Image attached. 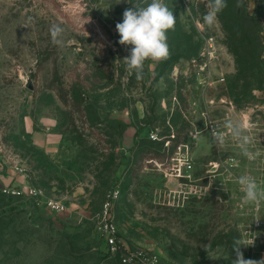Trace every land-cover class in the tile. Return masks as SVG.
I'll list each match as a JSON object with an SVG mask.
<instances>
[{"label": "rangeland", "instance_id": "374dc122", "mask_svg": "<svg viewBox=\"0 0 264 264\" xmlns=\"http://www.w3.org/2000/svg\"><path fill=\"white\" fill-rule=\"evenodd\" d=\"M137 3L0 0V264H125L105 220L123 250L160 264H234L237 248L264 260V203H243L228 175L264 186V0H227L211 27L207 0H165L176 18L170 57L146 61L139 81L126 75L131 46L115 29ZM53 24L65 29L59 45ZM229 119L252 125L254 161L231 138L211 141ZM178 133L187 179L173 169ZM9 177L66 211L4 194Z\"/></svg>", "mask_w": 264, "mask_h": 264}, {"label": "clouds", "instance_id": "9594fccd", "mask_svg": "<svg viewBox=\"0 0 264 264\" xmlns=\"http://www.w3.org/2000/svg\"><path fill=\"white\" fill-rule=\"evenodd\" d=\"M227 0H207L206 12L203 22L211 27L218 20L219 14L227 7ZM239 6V0L238 5ZM176 18L173 10L169 8L165 0H143V4H132L123 12V19L116 23L115 29L119 35L118 43L128 48L129 54L122 60L128 77L135 76L136 80L143 79L146 61L162 62L170 57V47L167 43V32L174 30ZM65 29L60 24H53L49 29L53 44H61ZM163 79V78H161ZM251 124L236 119L225 122L223 130L216 127L211 128V141L222 148L229 138L236 142L241 154L249 161H254L258 153L250 150L252 137L250 135ZM229 178L239 186L243 194V203L254 206L257 210L264 203V186H261L256 178L249 174L233 176L228 173ZM260 218H257V221ZM236 244H241L236 241ZM234 264H264V260L256 261L245 259L243 253L237 248V259Z\"/></svg>", "mask_w": 264, "mask_h": 264}, {"label": "built area", "instance_id": "2783aa9c", "mask_svg": "<svg viewBox=\"0 0 264 264\" xmlns=\"http://www.w3.org/2000/svg\"><path fill=\"white\" fill-rule=\"evenodd\" d=\"M118 23V22H116ZM150 137L153 140H160L158 134L151 133ZM171 141L166 142V146L169 147ZM188 145L180 144L172 157L174 161L175 176L178 179L190 178V175L186 174L187 171L192 169V160L190 159L189 151H186ZM2 192L8 196L20 197L26 196L33 199L38 204H44L51 211L62 213L66 211V206L61 201L48 198L43 189L38 187H9L4 186ZM119 191L113 192L110 198L105 203V212L108 213L112 202L118 197ZM102 232L105 235L106 241L111 251L115 254H120L123 263L125 264H160L159 257L156 254H148L141 250H123L122 245L118 240V230L113 222L105 220L102 224Z\"/></svg>", "mask_w": 264, "mask_h": 264}, {"label": "trees", "instance_id": "16d2710c", "mask_svg": "<svg viewBox=\"0 0 264 264\" xmlns=\"http://www.w3.org/2000/svg\"><path fill=\"white\" fill-rule=\"evenodd\" d=\"M175 145L170 149L171 150V153H173L174 154V152L176 151V148L178 147V145H180V140H181V136H180V134L178 133V134H176L175 135ZM161 144H162V146L165 144V141H163V142H161ZM4 195V194H3Z\"/></svg>", "mask_w": 264, "mask_h": 264}, {"label": "water", "instance_id": "95a60500", "mask_svg": "<svg viewBox=\"0 0 264 264\" xmlns=\"http://www.w3.org/2000/svg\"><path fill=\"white\" fill-rule=\"evenodd\" d=\"M28 86H29V88H30L31 90L34 89L33 85L30 84V85H28ZM12 181H13V178H12V177H9V178L7 179V183L5 184V186L9 187V186L11 185Z\"/></svg>", "mask_w": 264, "mask_h": 264}]
</instances>
